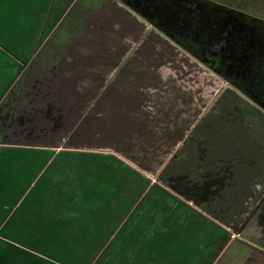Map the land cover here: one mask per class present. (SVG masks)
I'll return each instance as SVG.
<instances>
[{
    "label": "crops",
    "instance_id": "obj_1",
    "mask_svg": "<svg viewBox=\"0 0 264 264\" xmlns=\"http://www.w3.org/2000/svg\"><path fill=\"white\" fill-rule=\"evenodd\" d=\"M263 64L213 69L126 0H0V264H264V104L232 81L264 95Z\"/></svg>",
    "mask_w": 264,
    "mask_h": 264
},
{
    "label": "water",
    "instance_id": "obj_2",
    "mask_svg": "<svg viewBox=\"0 0 264 264\" xmlns=\"http://www.w3.org/2000/svg\"><path fill=\"white\" fill-rule=\"evenodd\" d=\"M127 4L150 21L155 14H160L169 22L179 21L172 24H178L180 28L186 30L192 28L195 38L204 39L202 35H208V39L205 40L207 52L212 57L220 59L222 64H226L227 74L236 73V76H239L240 73L250 72L254 62L264 57V40L260 37L261 32L255 27L250 28L249 23L240 18L245 16L233 10L206 0H139L136 4L130 2ZM193 13L208 15L210 23H184ZM213 20L214 23H211ZM152 24L161 28L157 23ZM250 96L253 97L252 94ZM240 233L248 240L264 246V200Z\"/></svg>",
    "mask_w": 264,
    "mask_h": 264
},
{
    "label": "rangeland",
    "instance_id": "obj_3",
    "mask_svg": "<svg viewBox=\"0 0 264 264\" xmlns=\"http://www.w3.org/2000/svg\"><path fill=\"white\" fill-rule=\"evenodd\" d=\"M206 1H209V2L214 3L216 5H219V6L223 7V8H225V9L233 10L235 12L243 14L245 17H240V18L243 19L245 23H264V0H206ZM219 6H218V8H220ZM224 14H226V13H224ZM178 51H180V50H178ZM180 58L183 60V62H186V58H185L184 55H182ZM213 80L215 81V84L217 85V84L220 83L221 79L214 78ZM229 84L230 83H226V84H223V85L225 86V85H229ZM243 95L248 100H250L252 102H255L253 97H251L249 95H245V94H243ZM228 98H229V96H228ZM234 105H236V103L232 102L231 103V107H233ZM257 105L259 106V104H257ZM258 111H261V110H258ZM249 114H250V112L247 111L248 117L246 119H248L247 120L248 121L247 122L248 125H245V124H242V123L240 125H238V122H236V124L238 126L237 129H236L237 132H231L230 133V135L238 134V137H239L238 141L240 142L241 145H243L241 150L245 151V154H246L247 157H248V153H250V150H251L250 146L252 144L251 142H249L251 140V138L247 135V134H249V132H251V128L249 127V124L250 123L254 124L253 121L250 120ZM235 116L236 115H234L233 118L237 121L238 115H237V119L235 118ZM259 116L264 118V111L263 110L260 112ZM240 117H242V116H240ZM262 124H263L262 125V127H263L262 130L257 128V133H259L261 135L264 134V122ZM246 129H247V131H246ZM241 135H243V136H241ZM262 138H263L262 145L264 147V137L262 136ZM259 151H263L261 158L256 157L254 159L257 160V163H258L257 164L256 173L260 172L262 170V174L258 176L259 180L258 181L255 180L253 185H257V187L259 185H263V190H264V172H263L264 171V156H263L264 155V148L263 149L260 148ZM259 165H260L261 168H259ZM260 203H261V201L258 203V205Z\"/></svg>",
    "mask_w": 264,
    "mask_h": 264
},
{
    "label": "flooded vegetation",
    "instance_id": "obj_4",
    "mask_svg": "<svg viewBox=\"0 0 264 264\" xmlns=\"http://www.w3.org/2000/svg\"><path fill=\"white\" fill-rule=\"evenodd\" d=\"M127 2H130L132 4H136L137 1L139 0H126ZM210 8V7H209ZM209 8L207 9V12L209 11ZM187 21L184 23H210L208 15H204V13H193L187 17ZM151 23H157L161 25V28L168 33L173 39L178 41V43L183 44L186 46L187 49H189L191 52L196 53L198 56H201L205 59L206 62H208L212 67H215L219 70H222L223 72L226 73V64H222L221 60L215 57H212L208 52H207V44L205 43V40L208 39V35L204 34L202 38H195L194 36V30L192 28L186 30L183 28H180L178 24H172V23H179V21L173 20L171 22L167 21V19L163 16H160V14H155L154 18L151 19ZM214 23V20L211 22ZM261 73L264 74V64L262 65ZM253 71H259V70H254ZM247 78L249 79V76L246 78H239V77H234L232 78V81L235 83H239L241 85H244L249 89L250 94L253 95V97L260 103L264 104V95L259 93H253L254 89L253 88H248L247 85H245V82H247ZM264 200V195L262 197L261 202ZM259 206V205H258ZM255 207L254 211L251 213V215L248 218L249 219L252 217L254 212L256 211L257 207ZM247 221V222H248ZM264 239V237H263Z\"/></svg>",
    "mask_w": 264,
    "mask_h": 264
},
{
    "label": "trees",
    "instance_id": "obj_5",
    "mask_svg": "<svg viewBox=\"0 0 264 264\" xmlns=\"http://www.w3.org/2000/svg\"><path fill=\"white\" fill-rule=\"evenodd\" d=\"M250 28H257L260 32H261V39L264 40V23H249ZM181 46H183L185 49L186 46H184L183 44H181ZM188 51H190L189 49H187ZM191 52V51H190ZM193 53V52H192ZM195 56H197L200 60H202L204 63L208 64L209 66H211L208 62L205 61V59L201 56H198L196 53H193ZM213 69H215V67H213ZM263 246V245H262ZM264 247V246H263Z\"/></svg>",
    "mask_w": 264,
    "mask_h": 264
}]
</instances>
